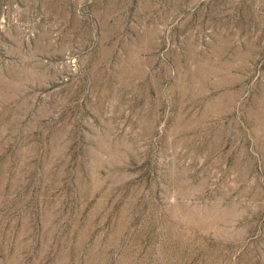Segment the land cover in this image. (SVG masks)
I'll list each match as a JSON object with an SVG mask.
<instances>
[{"label":"rangeland","instance_id":"rangeland-1","mask_svg":"<svg viewBox=\"0 0 264 264\" xmlns=\"http://www.w3.org/2000/svg\"><path fill=\"white\" fill-rule=\"evenodd\" d=\"M0 264H264V0H0Z\"/></svg>","mask_w":264,"mask_h":264}]
</instances>
